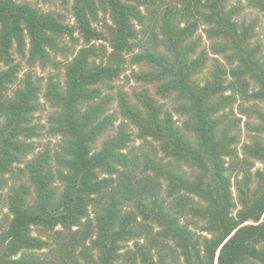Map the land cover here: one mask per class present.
Instances as JSON below:
<instances>
[{
    "label": "trees",
    "instance_id": "1",
    "mask_svg": "<svg viewBox=\"0 0 264 264\" xmlns=\"http://www.w3.org/2000/svg\"><path fill=\"white\" fill-rule=\"evenodd\" d=\"M99 2L108 10L112 27L108 34L111 53L97 63L98 50L87 44L103 38L89 22L90 17L97 18ZM228 3L76 0L74 17L87 46L65 65L64 82L49 78L42 89L32 73H27L21 87L7 97L4 93L16 82L19 71L11 60L13 46L21 56L27 50L30 65H47L50 52L60 50L58 40L73 32L54 15L28 3L0 0V61L4 64L0 69V191L12 166L33 149L25 140L35 135L31 115L42 91L43 99L54 108L48 119L49 132L62 139L65 155L59 157L61 169L57 172L52 171L47 154L33 158L25 168L31 185L22 183L11 189L7 196L11 218L0 231V264H51L32 253L51 245L31 230L54 231L58 226L69 234L65 242L59 233L55 243L59 264L68 260L70 264H179L178 259L180 264H264V171L256 172L258 183L252 191L248 181H235L240 208L233 214L226 159L235 158L234 135L220 114L234 100V92L244 100L264 103V61L252 43L254 23L239 21V9ZM251 5L264 13V0H251ZM147 23L157 27L160 37L143 42L139 35ZM200 26L214 40L213 54H222L236 64L231 70L233 82L226 86L218 64L219 74L211 81L200 84L195 78L205 54L192 58L197 42L189 39ZM133 48L141 50L133 55V62L151 69L137 78L155 83L162 98L174 95L178 101L175 112L183 118L176 126L171 114L163 112L147 91L137 94L140 108L118 92L120 115L137 130V138L158 143L155 151L142 153V158L123 153L131 141L125 123L114 128V135L98 151L93 149L97 138L114 125V118L106 115L111 96H104L98 85L119 76L121 56ZM249 80L257 86L250 95ZM227 90L232 94L223 97ZM252 111L262 121L261 129L256 130L264 132V112ZM245 149L264 163V145L259 140ZM173 163L192 173L177 170ZM114 177L122 179L121 183ZM56 182L61 185L59 193ZM164 184L163 194L169 201L159 198ZM132 197L137 214L123 210L124 201ZM89 208L94 212V238L88 233ZM183 215L191 223H182ZM128 240L133 241L131 252L139 263L133 254L125 258L120 253ZM75 246L80 247V259Z\"/></svg>",
    "mask_w": 264,
    "mask_h": 264
},
{
    "label": "rangeland",
    "instance_id": "2",
    "mask_svg": "<svg viewBox=\"0 0 264 264\" xmlns=\"http://www.w3.org/2000/svg\"><path fill=\"white\" fill-rule=\"evenodd\" d=\"M13 1L17 3H28L41 12L54 15L64 25L71 27L73 33L72 36H62L58 40L60 50L57 52H50V62L47 65H43L38 62L34 65H30L27 62V50H25L24 55L21 56L15 51V46H13V48L10 50L12 55L11 60L13 61L14 65H17L19 71L16 82L13 85L8 86L6 92L4 93L5 96H13L15 90L21 87L22 80L27 73H32L33 77H35L40 82L42 89H44L49 78H54L56 81L62 84L64 82L65 65H67L75 57L80 48H83L87 45H92L98 50L99 58L96 60L97 63L101 61V58L105 61L109 57L111 48L109 45L108 34L110 28L112 27V19L104 4L100 2L97 4L96 19L91 17L89 18L90 26L103 38L100 40H93L91 43L86 45L78 29V23L74 17V5L76 4V0ZM164 2L171 3L172 5H179V2H182V0H164ZM228 6H235L239 9V14L237 16L239 21L243 20L246 24L254 23L252 43L258 47V55L262 61H264V13L253 7L251 5V0H229ZM142 10L144 14H147L144 9ZM156 19L157 16H155L154 21H156ZM158 33L159 31L156 26L154 27L151 23H147L142 34L140 33L139 38L141 37L143 42H146L153 36H158ZM192 39L197 42L195 51L192 54V58L199 57L201 53L205 54V63L195 76L197 81L200 84L211 81L213 79V75L219 71V69H215V65L218 64L219 68L223 71V73H220V76L224 82V85L226 86L229 83H232L233 77L231 76V70L236 68V64L234 61L229 63L222 54H213L211 45L214 44V40L210 41L207 38L206 34L204 33V26H200L193 33L192 38L190 37L189 39V42H191ZM140 51L141 50L139 48H133L132 52L122 54L121 71L119 76L104 85H98L104 96H111V101L106 107V115L112 116L114 118V125L112 129L105 131L97 138L93 144V149L95 151H98L101 148L102 143L114 135V128L120 123H125V128L130 132L131 141L127 144L128 148L123 151V153L126 155H137L139 158H142V153L155 151L158 148V143L153 141L151 138L147 139V143H145L144 140L138 139L137 130L122 118L117 101L118 92L125 94L128 101H130L136 107H139L137 94L147 91L148 95L153 97L158 103L161 104L163 112L171 114L176 126H180L183 122V118L179 116L177 112H175L178 101L174 95H170L167 98H162L157 94L155 83H149L143 79L137 78L142 73H146L151 70L146 64H138L133 62V55ZM0 69H4V64L1 61ZM255 91H257V86L249 80L247 87L248 95ZM42 94L43 91L38 97V108L31 115L30 126L34 127L35 135L33 138L25 140L27 143L32 144L33 149L31 152L21 155L20 161L12 166V172L6 175L7 183L0 191V231L7 228L8 222L11 218L7 203V196L9 195L11 189L22 183H25L29 186L31 185L29 182L28 173L25 169L26 165L33 158H37L38 156L45 157L44 155L47 154L48 160L50 161L49 165L52 168V171L57 172L61 169L59 157L62 155L65 156L63 150L61 149L63 144L62 139L59 136L51 135L49 132L50 125L48 119L50 114L54 111V108H52L50 104L43 99ZM231 94L232 91L227 90L223 92V97L230 96ZM233 95L235 97L234 100H232V102L227 106L223 107L220 114L223 115L224 124L232 129L231 133L234 135V144L232 145V148L236 151L235 158L232 161L231 159L227 158L226 162L227 167H229L227 175L229 176L230 182L232 183L231 192L235 202L233 214H235L240 208V205L237 202L238 193L236 190L235 181H242L245 183L248 181L249 191H252L255 189L258 183L255 177L256 172L264 171V163L252 157L245 149L246 147L253 146L254 140H259L264 145V132H259L256 130L261 129L260 127L262 126V121L259 115L252 111V109H260L262 112H264V103L255 101L253 99L249 101L244 100V98L239 95L238 92H234ZM158 156L161 157V154L158 153ZM163 162L169 163L167 159H163ZM172 165L176 166L177 170L187 175L192 173V170L184 165H178L176 163H173ZM245 174L246 177H244ZM100 177L103 178L105 175L101 174ZM114 178L118 184L121 183L122 179H116V177ZM55 187H57L59 193L61 191L60 183L56 182ZM164 188L165 184L163 186V190L161 191V196H159L160 199L165 198L163 194ZM165 200L169 201L167 198H165ZM124 202L126 203L123 209L124 211H133L137 214V205L134 197L127 199ZM89 211L91 228L89 229L88 233L93 235L92 238H94V212L92 208H89ZM191 220L192 219H190L188 216L183 215L181 217L182 223H191ZM152 229L154 231L157 230L155 226H153ZM72 230L74 231L76 228L74 227ZM194 230L198 231L196 229ZM31 233L48 241L51 245L50 248H46L41 251H34L32 253L35 256L47 259L51 262V264H59L61 262L60 255L59 251H55L57 250L55 243L59 233H61L59 237L61 240H63L69 235L68 232L63 231V229L58 226L54 228V231H46L43 228L32 227ZM66 240L67 239H65V242ZM85 244L88 245L89 240H87ZM121 246L122 248L120 253H122L125 258L133 254L139 263L138 257L133 252H131L134 251L133 241L128 240V242H123ZM74 249L75 255L78 257V259H80V247L75 246ZM92 253L95 255L96 251L93 250ZM175 254H178V250L175 251ZM63 259L67 261L65 257ZM177 261H179L180 264V259ZM66 264H70V261L68 260ZM124 264H127V262Z\"/></svg>",
    "mask_w": 264,
    "mask_h": 264
}]
</instances>
